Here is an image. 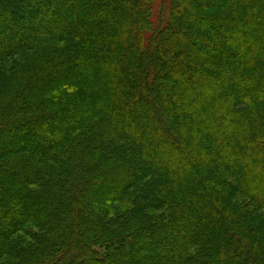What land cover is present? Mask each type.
Wrapping results in <instances>:
<instances>
[{"label": "trees", "instance_id": "trees-1", "mask_svg": "<svg viewBox=\"0 0 264 264\" xmlns=\"http://www.w3.org/2000/svg\"><path fill=\"white\" fill-rule=\"evenodd\" d=\"M0 264H264V0H0Z\"/></svg>", "mask_w": 264, "mask_h": 264}, {"label": "rangeland", "instance_id": "rangeland-1", "mask_svg": "<svg viewBox=\"0 0 264 264\" xmlns=\"http://www.w3.org/2000/svg\"><path fill=\"white\" fill-rule=\"evenodd\" d=\"M159 6H161V1H160V5ZM160 8V7H159ZM158 11V10H157ZM155 21H157V16L155 17V19H154Z\"/></svg>", "mask_w": 264, "mask_h": 264}]
</instances>
